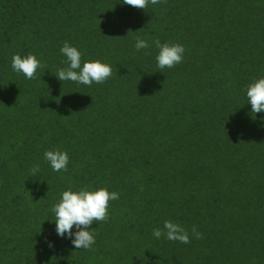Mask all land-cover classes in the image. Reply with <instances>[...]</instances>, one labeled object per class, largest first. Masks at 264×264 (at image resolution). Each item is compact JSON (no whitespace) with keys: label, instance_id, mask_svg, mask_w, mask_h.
I'll return each mask as SVG.
<instances>
[{"label":"trees","instance_id":"16d2710c","mask_svg":"<svg viewBox=\"0 0 264 264\" xmlns=\"http://www.w3.org/2000/svg\"><path fill=\"white\" fill-rule=\"evenodd\" d=\"M138 36L183 45L182 62L157 68ZM65 41L112 75L58 81ZM16 53L41 61L33 79ZM261 76L264 0H0V264H264V114L244 92ZM85 186L119 194L91 250L57 237L50 210ZM166 219L187 244L152 236Z\"/></svg>","mask_w":264,"mask_h":264},{"label":"clouds","instance_id":"9594fccd","mask_svg":"<svg viewBox=\"0 0 264 264\" xmlns=\"http://www.w3.org/2000/svg\"><path fill=\"white\" fill-rule=\"evenodd\" d=\"M121 4L144 9L148 4H157L158 0H120ZM154 46L158 51L155 55L157 68H172L182 62L184 46L177 43H161L154 39L151 44L147 39L136 37L133 48L139 52ZM64 57V67L56 70L54 76L58 81H71L76 84L91 86L106 81L112 75V66L101 60H83L82 52L65 41L59 49ZM11 70L21 74L25 79H33L38 69L43 65L34 54H13L10 62ZM247 105L253 114H264V76L251 81L245 88ZM260 119L264 121V116ZM43 159L48 162L52 171H67L69 163L68 153L60 149L46 150ZM32 173L38 171V166L32 168ZM119 198L116 191H109L106 187L91 189L87 186L77 189L68 188L60 193L59 200L52 205L54 215V232L57 237L69 239L71 245L77 249L91 250L95 244V233L89 226L93 222L105 221L108 217L109 201ZM195 238H199L196 228L191 229ZM152 236L156 239L163 237L169 241L187 244L189 231L171 220H164L162 226L154 227ZM52 247L51 242L48 243Z\"/></svg>","mask_w":264,"mask_h":264}]
</instances>
